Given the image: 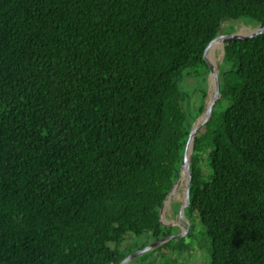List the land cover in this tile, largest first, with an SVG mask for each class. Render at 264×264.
<instances>
[{
    "label": "trees",
    "instance_id": "obj_1",
    "mask_svg": "<svg viewBox=\"0 0 264 264\" xmlns=\"http://www.w3.org/2000/svg\"><path fill=\"white\" fill-rule=\"evenodd\" d=\"M224 17L261 23L264 0H0V264H120L129 232L168 234L208 102L191 112L181 86L207 81ZM219 87L188 209L204 264H264V32L226 43Z\"/></svg>",
    "mask_w": 264,
    "mask_h": 264
},
{
    "label": "rangeland",
    "instance_id": "obj_2",
    "mask_svg": "<svg viewBox=\"0 0 264 264\" xmlns=\"http://www.w3.org/2000/svg\"><path fill=\"white\" fill-rule=\"evenodd\" d=\"M249 18L242 19H229L223 23V32L227 33L229 31V25H233L235 29H240L241 27H249V25H254ZM248 30V28H245ZM212 59L220 64L222 60V49L221 46H215L212 51ZM197 70L201 72V67H197ZM220 78V74L218 80ZM208 79L205 80L201 75L193 77L188 75L185 78V83L182 84L181 88L187 89L191 94V102H187L188 107L191 112H195L199 104L206 100L203 97L204 89H208ZM192 90V91H191ZM213 97L212 93L210 94ZM227 106V101L223 99L216 106L217 113L221 112ZM199 164L207 169L210 167L206 155L203 157V153L200 155ZM184 178L182 184L177 188L176 192L182 190V194L171 197L169 203L163 208V217L169 219L173 215L175 217H180L192 223L189 234L183 236L174 237L170 239V243L166 246L157 245L156 247L150 248L156 242L155 236L151 232H145L140 235L129 232L126 238L121 243V248L126 251L133 252L137 249L146 248L143 252L133 257L128 264H204L210 259V238L206 233L205 226L202 224L198 214L196 212H190L188 205L185 206L184 210L181 211V202L184 200L185 187ZM185 185V184H184ZM174 192V193H176ZM168 205V206H167ZM169 207V208H168ZM175 211L174 213L172 212ZM177 227V226H175ZM174 227V228H175ZM177 229V228H175ZM174 229V230H175ZM176 233V232H174ZM179 233V232H177ZM181 246V247H178Z\"/></svg>",
    "mask_w": 264,
    "mask_h": 264
},
{
    "label": "water",
    "instance_id": "obj_3",
    "mask_svg": "<svg viewBox=\"0 0 264 264\" xmlns=\"http://www.w3.org/2000/svg\"><path fill=\"white\" fill-rule=\"evenodd\" d=\"M231 19L230 17H224L221 20V24L219 27V32L218 35L215 37L214 41L211 44L210 47V52L212 54L213 48L215 47V45L221 41L222 45H221V49H222V60L225 54V46L226 43L229 41H234L240 38H245L248 36H253L259 33H263L264 32V21H262L261 23H258L256 25H249V27H251V29H248L244 32L235 29L232 32H228L225 33L223 32V23L226 20ZM212 58V57H211ZM211 67H210V72H209V76H208V90H207V105L206 108L204 109V111L196 118V120L194 121V123L191 126L190 132H189V136L187 138L186 141V145L184 148V152H183V157H182V161H181V165H180V169L178 171V179L174 182L172 188L170 189V191L168 192V194L166 195L162 206L160 208V213L163 217V208L164 206L167 204V202L170 201V198L173 196V193L176 192L177 188L182 184L183 182V176L185 173H187V178L185 180V193H184V200L181 202V211L184 210L185 206L188 205L189 203V197H190V182H191V173H192V157H193V152H194V143H195V137L197 132L200 130V128L209 120V118L212 115L213 112V108L217 102V100L220 98L221 96V92H220V87H219V74H220V64L216 63L213 59H211ZM221 60V62H222ZM215 91V95L213 97L210 96L212 91ZM165 221H169V219L165 218ZM184 233H171V234H166L162 237H160L159 239L156 240V242L150 246V248L156 247L157 245H160L174 237H179V236H183ZM146 248H141V249H137L134 252L130 253L129 255H127L120 264H128L129 261L135 257L136 255L140 254L141 252H143Z\"/></svg>",
    "mask_w": 264,
    "mask_h": 264
},
{
    "label": "flooded vegetation",
    "instance_id": "obj_4",
    "mask_svg": "<svg viewBox=\"0 0 264 264\" xmlns=\"http://www.w3.org/2000/svg\"><path fill=\"white\" fill-rule=\"evenodd\" d=\"M172 212L174 213L175 211L172 210ZM191 226L192 223H190L189 221H186L185 219H182L180 217H175L174 215L172 218H169V221L166 222V229L169 231L168 234L174 232L184 233L183 235H185L186 233L189 234ZM174 227L177 229H175Z\"/></svg>",
    "mask_w": 264,
    "mask_h": 264
},
{
    "label": "bare ground",
    "instance_id": "obj_5",
    "mask_svg": "<svg viewBox=\"0 0 264 264\" xmlns=\"http://www.w3.org/2000/svg\"><path fill=\"white\" fill-rule=\"evenodd\" d=\"M245 28L251 29V27H244V26L241 27L242 30L246 31ZM221 45H222V42L219 41L215 46H221ZM212 95H213V96L215 95V91H214V90L212 91ZM183 178H184V184H185V180H186V178H187V173L184 174ZM184 184H183V186H184ZM179 194H182V190H181L180 192L173 193V197H175L176 195H179ZM168 203H169V202H168ZM167 206H168V205H167ZM168 208H169V207H168Z\"/></svg>",
    "mask_w": 264,
    "mask_h": 264
}]
</instances>
